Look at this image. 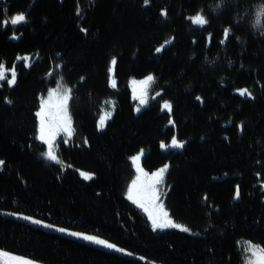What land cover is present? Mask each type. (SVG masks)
I'll return each instance as SVG.
<instances>
[{
    "label": "trees",
    "instance_id": "1",
    "mask_svg": "<svg viewBox=\"0 0 264 264\" xmlns=\"http://www.w3.org/2000/svg\"><path fill=\"white\" fill-rule=\"evenodd\" d=\"M261 4L0 0V63L17 72L14 86L0 81V250L34 264H242L247 242L264 248V16L255 23ZM21 12L26 23L3 24ZM197 13L209 23L193 25L188 18ZM18 56L31 57V66ZM148 75L149 104L135 112L127 80ZM59 81L73 90V138L57 141L62 163L46 159L36 138L40 96ZM245 88L252 97L238 93ZM106 101L115 111L99 130ZM173 135L185 146L171 154L160 143ZM141 149L146 171L169 165L163 204L193 233L153 231L125 197L130 157ZM44 225L98 236L126 253Z\"/></svg>",
    "mask_w": 264,
    "mask_h": 264
},
{
    "label": "snow or ice",
    "instance_id": "2",
    "mask_svg": "<svg viewBox=\"0 0 264 264\" xmlns=\"http://www.w3.org/2000/svg\"><path fill=\"white\" fill-rule=\"evenodd\" d=\"M144 4L148 5L149 0H144ZM161 14L164 16L167 15L166 11H162ZM256 15V23L259 25L261 23V17L264 16V4H261L258 7ZM188 19L193 25H197L200 27H203L209 23L206 16L201 13H197L195 16L189 17ZM26 22L27 17L25 13L21 12L4 20L3 24L7 26L10 23L11 25L16 26ZM229 35L230 29L225 28V40H227ZM12 38L16 39L18 37L14 33ZM209 39H211V34H209ZM170 42L171 41H169V43ZM221 43H224V40H222ZM162 48L163 46L156 48V52H161ZM16 59L23 60L25 62V66H31V57L29 56H18ZM111 63L113 66L116 64L115 58H113ZM15 69V64L11 69H7L3 63H0V81L6 80L9 87L14 86L17 81V72ZM8 72L11 73L10 78L7 77ZM153 81L154 77L152 75H148L144 80H141L139 82H132L134 85L133 98L138 101V104L136 106L137 112L141 111V109L149 103L147 89ZM137 84L139 85L138 88L136 87ZM110 86L113 88L117 86V81L114 78L110 80ZM237 91L241 96L247 95L248 97H252V92L247 88L237 89ZM72 92V88L65 87L62 84H58L56 88L50 89L48 91L46 98L41 99L40 109L36 113L37 117L39 118V130L37 139L47 145V150L43 152L42 155L46 159L56 163H62L58 158L56 149L54 148L57 137L63 134L65 137L63 142L67 144L74 134L70 112V102L73 99ZM156 95L159 96L160 93H157ZM197 99L200 98L197 97ZM8 102L11 103V101ZM106 104H108L110 107L108 109H105L103 111V114L99 117L97 125L99 130L105 128L107 121L111 119L113 112L115 111L114 101H106ZM172 107L173 105L169 101H164L162 110H167L168 113L171 114ZM169 124L174 126V120L170 119ZM184 146L185 142L178 140L175 135L172 136L170 143H165L163 141H161L160 143L161 149H183ZM143 155L144 150L141 149L136 156L132 157L133 162L136 164L138 175L137 178L132 181L131 185L128 188V199L135 203L138 207L143 209V211L148 215L153 231H156L158 229L163 230L168 228H175L183 232H189L190 229L188 227L177 224L170 218L169 213L164 210V206L162 202H160L161 197L164 194L162 191V185L169 165L165 164L162 168L149 175L148 173L144 172L143 168L140 166V161ZM4 163V161H0V166H3ZM80 175L85 180H91L93 178V174L91 173L81 172ZM141 177H144L145 179L142 180ZM239 195V186H237L235 197L239 198ZM206 198L207 197H205V199ZM23 219L31 220V222L36 224L43 223L40 220H34L33 218L27 216H24ZM44 226L53 227L52 225ZM59 231L64 232L65 229L61 228L59 229ZM69 234L118 252L124 251V249L117 247L116 244L109 243L106 240L100 239L98 236L87 235L78 232H71ZM245 251L251 254L250 257L246 259L245 264H264V248L260 247L259 245H253L252 242H247ZM5 257L7 258L5 264H32V262L27 259L11 255L6 251L0 250V259H3Z\"/></svg>",
    "mask_w": 264,
    "mask_h": 264
},
{
    "label": "rangeland",
    "instance_id": "3",
    "mask_svg": "<svg viewBox=\"0 0 264 264\" xmlns=\"http://www.w3.org/2000/svg\"><path fill=\"white\" fill-rule=\"evenodd\" d=\"M255 23H256V21H255ZM257 24V23H256ZM112 62V61H111ZM113 68H114V66L112 65V63H110V66H109V83H110V80L112 79V78H114V75H113ZM147 77V76H146ZM145 77V78H146ZM145 78H142V79H136V78H129L128 80H127V86H128V88L130 89V93H131V97H132V99H133V101H134V106H133V108H134V111L135 112H137L136 111V106H137V104H138V101L136 100V99H134L133 98V87H134V85H133V81H137V82H139V81H141V80H144ZM115 79V78H114ZM58 84H62L63 86H65V87H68L66 84H64L63 82H61V81H59L56 85H54L53 87H51V88H49L44 94H42L41 96H40V100H39V107H38V109H37V111H36V113L39 111V109H40V102H41V99L42 98H46L47 97V94H48V91L50 90V89H54V88H56L57 87V85ZM150 86V85H149ZM136 87L138 88L139 87V85L137 84L136 85ZM147 95H148V97H149V87H148V89H147ZM163 103L164 102H162V104L161 105H163ZM149 104V103H148ZM147 104V105H148ZM146 105V106H147ZM146 106H144V107H146ZM143 107V108H144ZM142 108V109H143ZM106 109H108V108H106ZM71 112V111H70ZM103 114V112L100 114V115H102ZM37 116V115H36ZM72 117V116H71ZM100 117V116H99ZM98 120H99V118H98ZM98 120H97V123H96V126L98 125ZM72 126H73V121H72ZM97 128H98V126H97ZM38 130H39V118L37 117V131H36V138H37V136H38ZM64 135L63 134H61V136H59V137H57V141L58 140H60V139H63L64 140ZM72 138H73V136L71 137V139L68 141V143H71V141H72ZM39 140V139H38ZM57 141H56V143L54 144V148L56 149V151H57ZM45 145V151L47 150V145L46 144H44ZM138 153H136V154H134V155H132L131 157H130V160H131V164H132V167H133V170H134V172H133V176H132V178H131V180L129 181V183H128V185H127V188H126V191H125V197L128 199V196H127V193H128V188H129V186L131 185V183H132V181L133 180H135L136 178H137V175H138V173H137V167H136V164L133 162V160H132V157H134V156H136ZM140 166L142 167V164H141V161H140ZM143 168V167H142ZM160 169V168H159ZM143 170H144V172H146V173H148L149 175H151V173H153V172H155V171H157V170H155V171H152V172H149V171H146L144 168H143ZM81 172H83V171H80V173ZM141 179L143 180V179H145L144 177H141ZM166 189H167V184H166V180L164 179V182H163V185H162V191H163V193L165 194V192H166ZM164 194L162 195V197H161V201L160 202H162V204H163V196H164ZM129 200V199H128ZM132 204H134L135 206H137L135 203H133L131 200H129ZM163 206H164V204H163ZM138 207V206H137ZM138 208H140V207H138ZM141 209V208H140ZM142 211H143V209H141ZM164 210L165 211H167L168 212V210L165 208V206H164ZM144 212V211H143ZM145 213V212H144ZM145 215L147 216V218H148V215L145 213ZM170 216V215H169ZM171 218V217H170ZM172 219V218H171ZM148 220H149V218H148ZM173 220V219H172ZM174 221V220H173ZM175 223H177V224H181V223H178V222H176V221H174ZM149 223H150V225H151V222H150V220H149ZM181 225H183V224H181ZM183 226H185V225H183ZM152 227V226H151ZM50 229H53V230H55V231H57V232H59V233H61V234H64V235H68V236H71V237H74V238H76V239H79V240H82V241H84V242H87V243H89V244H92V245H95V246H98V247H101V248H104V249H107V250H111V251H115V250H113V249H109V248H106V247H104V246H101V245H98V244H95V243H92V242H90V241H86V240H84V239H81V238H78V237H76V236H72V235H70L69 233H71V232H77V231H70V230H65L64 232H61V231H59V229H61V228H55V227H49ZM168 229H175V228H168ZM158 230H160V229H158ZM163 230H166V229H163ZM177 230H179V229H177ZM161 231V230H160ZM190 233H193V232H191V230L189 231ZM78 233H81V232H78ZM254 245V244H253ZM246 246H247V244L245 245V248H246ZM116 252H118V251H116ZM119 253H126L125 251H123V252H119ZM250 253L249 252H246L245 251V256H244V259H243V263L242 264H245V262H246V259L248 258V257H250ZM17 257H19V256H17ZM20 258H22V257H20ZM24 259H26V258H24ZM6 260H7V258L5 257V258H3V259H0V264H5V262H6ZM27 260H29V259H27ZM30 261V260H29ZM32 262V261H31ZM32 264H34V263H32Z\"/></svg>",
    "mask_w": 264,
    "mask_h": 264
},
{
    "label": "water",
    "instance_id": "4",
    "mask_svg": "<svg viewBox=\"0 0 264 264\" xmlns=\"http://www.w3.org/2000/svg\"><path fill=\"white\" fill-rule=\"evenodd\" d=\"M165 152H171V154H174L177 152L179 149H174V148H168V149H162Z\"/></svg>",
    "mask_w": 264,
    "mask_h": 264
}]
</instances>
